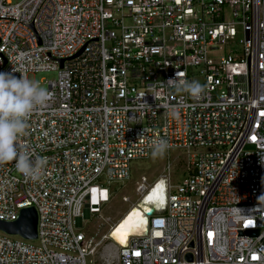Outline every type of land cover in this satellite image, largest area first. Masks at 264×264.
<instances>
[{
    "label": "built area",
    "instance_id": "2783aa9c",
    "mask_svg": "<svg viewBox=\"0 0 264 264\" xmlns=\"http://www.w3.org/2000/svg\"><path fill=\"white\" fill-rule=\"evenodd\" d=\"M0 72L56 73L17 140L39 180L0 164V222L37 215L34 241L0 231V264H264V0H0ZM157 140L205 152L187 153L177 186L169 165L140 178L127 215L146 222L125 244L121 219L98 240L77 231L92 185L127 180ZM106 242L117 255L101 263Z\"/></svg>",
    "mask_w": 264,
    "mask_h": 264
},
{
    "label": "rangeland",
    "instance_id": "374dc122",
    "mask_svg": "<svg viewBox=\"0 0 264 264\" xmlns=\"http://www.w3.org/2000/svg\"><path fill=\"white\" fill-rule=\"evenodd\" d=\"M12 4L18 3L21 0H9ZM232 47L229 45L224 46L222 51L208 53V58L212 60L218 59L223 52L235 48L231 42ZM189 77L194 82L199 83L198 73L195 70H189ZM27 78L38 82L39 86L47 89L46 83L56 79L54 72H39L36 74L29 73ZM205 152L204 149L195 148L190 149L188 152L182 149L166 150L162 157L153 159L151 151L146 159L132 160L129 164V177L121 182L105 181L97 182L92 185L94 190L93 197L87 201L88 208H83L81 221L74 226V228L86 236H96L98 240L102 235H106L108 228L118 222L129 211L132 205L140 201V197L135 193V188L140 182V178H145L148 186L160 180L162 175L166 174V166L169 165V183L172 186H177L182 179L186 176V157L187 153L199 154ZM126 198L129 202H123L122 199ZM153 200H151L152 202ZM142 203V202H141ZM108 220V222H107ZM17 239L16 237H13ZM36 245V242H30ZM117 255V247L109 242L102 243L97 249L98 262H112ZM89 260V258H88ZM87 260V264L88 263Z\"/></svg>",
    "mask_w": 264,
    "mask_h": 264
},
{
    "label": "clouds",
    "instance_id": "9594fccd",
    "mask_svg": "<svg viewBox=\"0 0 264 264\" xmlns=\"http://www.w3.org/2000/svg\"><path fill=\"white\" fill-rule=\"evenodd\" d=\"M182 90L196 97L202 92L198 82H185ZM49 100L47 91L38 82L23 75L0 72V164L15 161L16 169L29 180L40 177L41 161H32L18 152L17 140L24 134L26 119ZM174 114V113H173ZM168 148L164 140L152 144L153 159L162 157Z\"/></svg>",
    "mask_w": 264,
    "mask_h": 264
},
{
    "label": "water",
    "instance_id": "95a60500",
    "mask_svg": "<svg viewBox=\"0 0 264 264\" xmlns=\"http://www.w3.org/2000/svg\"><path fill=\"white\" fill-rule=\"evenodd\" d=\"M149 211L147 214H150ZM146 220L143 219L142 224H145ZM36 226H37V215L34 208H24L19 212V216L16 221L4 223L0 222V231L11 236H19L24 240L34 241L36 239ZM250 236H256V231L248 232ZM188 261L191 257L186 256Z\"/></svg>",
    "mask_w": 264,
    "mask_h": 264
},
{
    "label": "bare ground",
    "instance_id": "6f19581e",
    "mask_svg": "<svg viewBox=\"0 0 264 264\" xmlns=\"http://www.w3.org/2000/svg\"><path fill=\"white\" fill-rule=\"evenodd\" d=\"M161 188V185L159 184L158 186H156V188L154 190H152L146 197H145V201L146 202H150L151 200H156V199H160V193H159V189ZM146 213H148V207L145 206L144 209ZM128 213V212H127ZM127 213L124 215V217L120 220L118 226L113 230L112 232V237L115 238V240L120 243V244H125L128 235L137 232L140 227H141V223L143 222V217L141 215V212L138 208H134L128 215ZM126 226L123 227L120 231V233L117 234V236H114L113 233L114 231L121 226L122 224H125ZM126 234V235H124ZM118 236H123L124 237V243H121L120 240L118 239Z\"/></svg>",
    "mask_w": 264,
    "mask_h": 264
},
{
    "label": "snow or ice",
    "instance_id": "6c2138e0",
    "mask_svg": "<svg viewBox=\"0 0 264 264\" xmlns=\"http://www.w3.org/2000/svg\"><path fill=\"white\" fill-rule=\"evenodd\" d=\"M126 223H127V222H125V224H122L121 226H119V227L114 231L113 235H114V236H117V234L120 233L121 229H122L123 227L126 226ZM124 235H126V234H124ZM118 239L120 240L121 243H124V237H123V236H118ZM137 255H138V253H137Z\"/></svg>",
    "mask_w": 264,
    "mask_h": 264
}]
</instances>
